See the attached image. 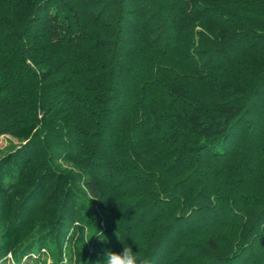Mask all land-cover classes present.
<instances>
[{
  "label": "trees",
  "instance_id": "trees-1",
  "mask_svg": "<svg viewBox=\"0 0 264 264\" xmlns=\"http://www.w3.org/2000/svg\"><path fill=\"white\" fill-rule=\"evenodd\" d=\"M0 264H264V0H0Z\"/></svg>",
  "mask_w": 264,
  "mask_h": 264
},
{
  "label": "rangeland",
  "instance_id": "rangeland-1",
  "mask_svg": "<svg viewBox=\"0 0 264 264\" xmlns=\"http://www.w3.org/2000/svg\"><path fill=\"white\" fill-rule=\"evenodd\" d=\"M16 140L9 136L0 137V153L4 152L9 148L10 145L15 144Z\"/></svg>",
  "mask_w": 264,
  "mask_h": 264
}]
</instances>
